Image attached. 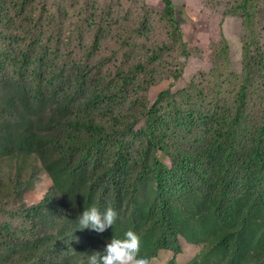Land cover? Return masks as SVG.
I'll return each instance as SVG.
<instances>
[{"label":"trees","instance_id":"1","mask_svg":"<svg viewBox=\"0 0 264 264\" xmlns=\"http://www.w3.org/2000/svg\"><path fill=\"white\" fill-rule=\"evenodd\" d=\"M161 3L157 23L172 36V8L169 0ZM148 14L138 20L114 0L109 7L100 0H0V152L39 163L53 183L27 206L20 196L34 186L36 172L9 181L8 200L0 203V264H72L79 236L85 248L96 242L88 230L93 215L99 230L122 206L137 207L147 186L154 198L135 213L147 236L158 233L147 251L179 250L170 213L183 189L198 192L220 223L240 222L219 242L230 257L247 247L249 221L264 213V99L250 118L245 82L213 110H196L193 145L179 161L171 157L166 170L154 152L164 139L172 148L170 125L158 111L169 92L152 106L146 94L180 77L187 52L158 42ZM106 39L110 49L102 54ZM165 58L169 70L159 68ZM60 167L70 179L79 176L88 202L95 199L82 221L61 201ZM109 250L102 248L95 264L115 263L118 254Z\"/></svg>","mask_w":264,"mask_h":264},{"label":"rangeland","instance_id":"2","mask_svg":"<svg viewBox=\"0 0 264 264\" xmlns=\"http://www.w3.org/2000/svg\"><path fill=\"white\" fill-rule=\"evenodd\" d=\"M100 1L106 7L111 3V0ZM114 1L138 20L149 13L158 42L168 40L173 47L182 46L187 52L185 60L179 59L180 77L160 82L146 94L148 106H152L160 92H169L168 100L158 105V111L162 124L170 125L168 140L172 142V148L164 139L154 152L166 170L171 169V157L179 161L181 155H188L195 140L191 117L196 116L193 114L196 110H213L219 105L217 100L235 94L246 82L250 94L249 116L255 118L258 115L264 99V0H169L172 9L168 18L174 20L172 25L177 28L172 36H166L162 25L157 23L158 12L163 8L161 0ZM152 11L154 13L150 14ZM109 45L106 39L100 52H109ZM164 61L159 68L171 69V60L165 58ZM144 125L145 121H140L135 130ZM33 171L36 172L34 186L20 196V201L27 206L36 205L45 197L52 188V180L39 163L15 162L0 152V203L8 200L9 181L26 180ZM59 171L61 201L66 210L73 211L82 221L93 210L95 199L92 202L86 200L79 176L70 179L62 167ZM70 188L74 189L72 197H69ZM153 198L152 187L140 188L137 207L122 206L119 216L105 221L99 230L93 229L98 225V217L93 215L88 230L96 242L94 245L88 243L85 248L79 242V236L74 249L76 259L72 264H95L104 247L110 248V254H118V260L112 264H264V213L249 221V233L244 239L247 247L241 248L237 256L230 257L219 242L228 232L239 231L240 222L220 223L201 195L188 189L175 192L170 213L179 250L152 248L147 251L158 233L147 236L135 213L139 208L143 209L141 212L146 211Z\"/></svg>","mask_w":264,"mask_h":264}]
</instances>
